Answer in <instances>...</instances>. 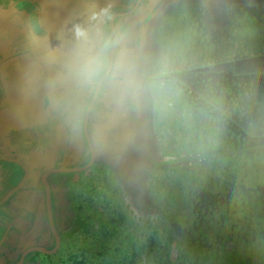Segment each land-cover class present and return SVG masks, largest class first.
Returning <instances> with one entry per match:
<instances>
[{"label":"trees","instance_id":"obj_1","mask_svg":"<svg viewBox=\"0 0 264 264\" xmlns=\"http://www.w3.org/2000/svg\"><path fill=\"white\" fill-rule=\"evenodd\" d=\"M226 1L224 39L208 33L204 0L168 4L140 59L142 133L105 163L48 177L68 188L52 197L57 232L69 217L76 242L66 264H264V10ZM24 175L0 199L13 264L49 237L41 220L32 230L44 197Z\"/></svg>","mask_w":264,"mask_h":264},{"label":"crops","instance_id":"obj_2","mask_svg":"<svg viewBox=\"0 0 264 264\" xmlns=\"http://www.w3.org/2000/svg\"><path fill=\"white\" fill-rule=\"evenodd\" d=\"M175 1L142 0L132 10L136 0H0V164L53 165L57 149L60 157H70L74 149L77 158L88 159L83 121L97 83L84 85L71 70L76 27L93 43L115 39L114 52L125 57L126 75L103 82L88 120L95 161L104 162L105 150L118 152V137L137 132L144 113L141 56L159 15ZM99 5L101 17H96L93 8ZM87 6L93 8L83 9ZM16 60L29 62L43 85V94L26 103L15 101L14 89L5 81L7 67ZM7 243V236L0 239V264L14 263Z\"/></svg>","mask_w":264,"mask_h":264},{"label":"rangeland","instance_id":"obj_3","mask_svg":"<svg viewBox=\"0 0 264 264\" xmlns=\"http://www.w3.org/2000/svg\"><path fill=\"white\" fill-rule=\"evenodd\" d=\"M104 1V0H103ZM205 1V9L207 11V18L209 20V27H208V33L210 35H213L214 37H217L219 39H224L226 38V34H227V25H226V20H227V14H226V9L224 7L225 3H229L226 0H204ZM237 1V0H235ZM235 3H239V4H243V6L248 7V9H254L256 11H262L264 10V0H238ZM226 5V4H225ZM82 8V7H81ZM93 7L87 6V7H83V9L85 10H90ZM103 8V6L99 5V6H95L93 9H95V13L97 14L96 17H101V9ZM99 14H98V13ZM81 14H85L84 11ZM28 35L30 36V40H31V47L35 46V40L33 39V34L29 31ZM213 42V40H211ZM220 47V45H219ZM15 127H13L14 129ZM135 132H130V137L129 139H134V137L136 136L138 138L139 133H135ZM134 135V136H133ZM1 147H3V145L1 144ZM9 147L6 148L7 151H9ZM38 152V151H37ZM36 152V153H37ZM69 152L72 154L70 157H60V153L61 151L59 149L56 150L57 153V159L55 161L54 166L57 167H63V168H76V167H82L84 166L85 160H81L79 158H77L74 153L76 152V150L74 149H70ZM38 158V157H37ZM45 169L50 168V166H45L43 167ZM32 169H34L36 178L38 180V185L40 188H43L42 183H41V176L42 174H39V169L36 166H30V165H19V166H6V165H1L0 164V187L2 189H0L1 193H4L5 195H9L12 194V190L8 189V187H11V185H14V188H17V184L18 182H21V179L23 178V171H31ZM7 171H12L11 172V176H7ZM77 173H81V172H77ZM77 173H68V174H59L61 177H68L71 175H75ZM6 174V176H5ZM5 177L6 180H3ZM10 180V181H9ZM55 183L58 182V180H54ZM16 186V187H15ZM59 189L63 190V189H68L66 186L65 182H62L59 185ZM22 197H16L14 198V202L21 206L22 202L24 200V198L19 199ZM42 221H43V227L44 229H46V231L44 232V234H46L48 232L47 229V224H45V219L44 217H42ZM70 218L68 217V220L66 222V224H64V226H62L61 228V247L60 250L58 251V253L56 254V256H54L52 258V260L47 259L45 256L43 255H34L31 257L30 259V263L31 264H66V249L68 247H73V249L76 246V242H74L75 240H72L68 235L67 232L70 228ZM17 224V223H16ZM4 225V224H3ZM7 227V226H6ZM46 227V228H45ZM9 230V229H8ZM2 233V230L0 229V234ZM12 239L10 236H7V241L8 242H12ZM35 243L31 246H43L46 248H51L53 246V243H43V242H38L40 240H44V236L41 234H37L35 237ZM53 262V263H51Z\"/></svg>","mask_w":264,"mask_h":264},{"label":"clouds","instance_id":"obj_4","mask_svg":"<svg viewBox=\"0 0 264 264\" xmlns=\"http://www.w3.org/2000/svg\"><path fill=\"white\" fill-rule=\"evenodd\" d=\"M77 46L72 54L71 70L84 85L103 81L116 82L127 73L125 57L113 50L116 42L108 37L98 42H90L87 32L75 28Z\"/></svg>","mask_w":264,"mask_h":264},{"label":"flooded vegetation","instance_id":"obj_5","mask_svg":"<svg viewBox=\"0 0 264 264\" xmlns=\"http://www.w3.org/2000/svg\"><path fill=\"white\" fill-rule=\"evenodd\" d=\"M141 1L142 0H140V2H139V4L141 3ZM136 3H137V0H136V2H135V5H136ZM139 4L137 5V6H135L134 5V7H133V9L132 10H134V9H136V7H138L139 6ZM114 31V30H113ZM115 33V32H114ZM114 41H115V39H114ZM114 50H115V48H114ZM15 64H23V65H25V66H27V68H28V70H30L31 72H33V74L35 75V77H36V79H37V81L39 82V84H40V91H39V93L35 96V97H33V98H23V97H21V96H19V89H20V86H18V85H15V84H13V83H11L7 78H6V74H7V72H8V70L12 67V66H14ZM5 81L9 84V85H11L12 87H13V89H14V94H15V101L16 102H18V103H26V102H28V101H31V100H33V99H36L37 97H39V96H41L42 94H43V85H42V82H41V80H40V77H39V75H38V73H37V71H36V69L29 63V62H27V61H24V60H16V61H13V62H11L10 64H9V66L7 67V70H6V72H5ZM104 82V81H103ZM103 82H102V84H103ZM98 84V83H97ZM101 84V85H102ZM97 86V85H96ZM101 87V86H100ZM95 89H96V87H95ZM99 90H100V88H99ZM95 91V90H94ZM94 93V92H93ZM99 93V92H98ZM98 95V94H97ZM93 96V95H92ZM92 98V97H91ZM97 98V97H96ZM91 100V99H90ZM95 101H96V99H95ZM95 101H94V103H95ZM89 103H90V101H89ZM89 103H88V105H89ZM94 105V104H93ZM88 107V106H87ZM93 107V106H92ZM87 109V108H86ZM92 110V109H91ZM86 112V111H85ZM90 113H91V111H90ZM85 117V116H84ZM89 117H90V114H89ZM88 120H89V118H88ZM83 124H84V121H83ZM83 132H84V130H83ZM87 132H88V124H87ZM136 134L137 133H142V131L139 129V127H138V131L137 132H135ZM134 133V134H135ZM88 136H89V132H88ZM134 136V135H133ZM84 137H85V133H84ZM121 138L125 141V142H129V143H131V142H134L135 141V139L137 138L136 136L134 137V139H129V138H131L130 137V133H128V135H126V137L124 138V137H118V139H119V142H120V144L122 143V140H121ZM89 139H90V136H89ZM85 140H86V138H85ZM90 142H91V139H90ZM86 143H87V141H86ZM91 145H92V147H93V144H92V142H91ZM87 150H88V155H89V157H88V159L85 161V163H84V165H86L87 163H88V161H89V159H90V151H89V147H88V143H87ZM93 149H94V147H93ZM94 151H95V149H94ZM119 151H120V148L118 149V152H116V153H108V151L107 150H105V159H108L109 157H112L113 155H115V154H118L119 153ZM97 155V154H96ZM104 161V163H105V160H103ZM97 162L96 161H94V163H93V165L94 164H96ZM98 163H100V162H98ZM92 165V166H93ZM30 166H33V165H30ZM34 166H36V167H41L42 168V170H43V172L41 173V174H43L44 172H46L47 170H49V169H51V168H53V167H57V166H54V164L53 165H34ZM45 166H50V168H48V169H45V168H43V167H45ZM92 168V167H91ZM89 170V169H88ZM87 171V170H86ZM24 172V171H23ZM24 175V174H23ZM52 175H56V174H51L50 176H52ZM57 175H59V174H57ZM50 176H48V177H50ZM24 177H25V175L23 176V179H24ZM48 179V178H47ZM54 180H56L57 181V179L56 178H53V181ZM48 182V181H47ZM49 183V182H48ZM18 184H19V182H18ZM18 184L16 185V186H18ZM15 186V187H16ZM43 186V185H42ZM50 186V185H49ZM14 188V185H11V187H8V189H13ZM50 188H51V186H50ZM2 189V188H1ZM57 189H59V187L57 188ZM56 188H51V204H52V197H53V195H54V192L57 190ZM1 191V190H0ZM41 194L43 195V197H44V205H45V192H44V187L43 188H41ZM7 195H5L4 193H1L0 192V199H4L5 197H6ZM40 213V215L39 216H37L36 218H35V220H37V224L34 226V224H33V227H32V230H34L35 228H36V226L38 225V223L39 222H41L42 221V217H46V220H47V215H46V207H45V209H41L40 211H39ZM52 213H53V209H52ZM35 220H34V223H35ZM41 220V221H40ZM53 220H54V218H53ZM4 224V225H3ZM45 224H47V226H48V221H46L45 222ZM54 224H55V222H54ZM7 226V227H6ZM46 226V227H47ZM56 227V226H55ZM0 229L2 230V233L0 234V239L2 238V237H4V236H7V231H8V229H9V227H8V223L6 222V221H4L3 219H0ZM57 230V229H56ZM58 233V232H57ZM46 235H48L49 237L45 240H40V241H38V242H43L44 244L45 243H53V246L51 247V248H46V249H52L53 247H54V245H55V241H54V238H53V236H52V234H51V232H50V230H49V226H48V232L46 233ZM58 235H59V237H60V247H61V234H59L58 233ZM34 243H35V240H34ZM50 243V244H51ZM30 245H33L32 244V240H29L28 241V243H27V245L24 247V249L25 248H29L30 247ZM32 247V246H31ZM60 247H59V249L57 250V252L56 253H54V254H57L58 253V251L60 250ZM23 249V250H24ZM0 250H2V248H1V246H0ZM23 252V251H22ZM36 253H39V252H33V253H30L26 258H25V261H24V264L25 263H30V259H31V257L32 256H34V255H43V256H45L46 257V255L45 254H42V253H39V254H36ZM22 254V253H21ZM54 254H52V255H54ZM21 256V255H20ZM20 258V257H19ZM19 260V259H18ZM18 260H17V262H18ZM14 261H15V259H14ZM17 262H16V264H17ZM31 264V263H30Z\"/></svg>","mask_w":264,"mask_h":264},{"label":"water","instance_id":"obj_6","mask_svg":"<svg viewBox=\"0 0 264 264\" xmlns=\"http://www.w3.org/2000/svg\"><path fill=\"white\" fill-rule=\"evenodd\" d=\"M140 0H137V3L135 6H137L139 4ZM114 51V50H113ZM102 82H98L96 89L93 93V96L90 100V103L86 109L85 112V117H84V124H83V130L85 133V138L86 141L88 143V147H89V151H90V159L88 161V163L82 167H76V168H63V167H53L49 170H47L46 172H44L41 176V183L44 187V192H45V207H46V215H47V221H48V226H49V230L54 238L55 241V245L52 249H46L43 246H32L29 248H25L17 262V264H24L25 258L33 252H39L45 255H52L54 253L57 252V250L60 247V237L57 233L55 224H54V220H53V213H52V204H51V188L49 186V183L47 182V178L48 176H50L51 174H68V173H77V172H84L88 169H90L96 159V152L94 151L89 136H88V132H87V124H88V118H89V114L90 111L92 109V106L94 104V101L97 97V94L99 92V88L101 86ZM37 224V220H35L34 226Z\"/></svg>","mask_w":264,"mask_h":264},{"label":"built area","instance_id":"obj_7","mask_svg":"<svg viewBox=\"0 0 264 264\" xmlns=\"http://www.w3.org/2000/svg\"><path fill=\"white\" fill-rule=\"evenodd\" d=\"M6 78L11 83L20 86L19 96L23 98H33L40 91V84L35 75L23 64L12 66L6 74Z\"/></svg>","mask_w":264,"mask_h":264}]
</instances>
